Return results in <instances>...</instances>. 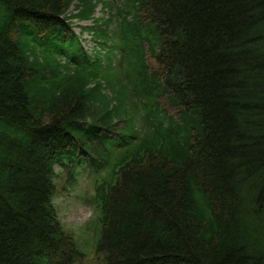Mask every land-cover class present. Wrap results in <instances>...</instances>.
<instances>
[{
    "label": "trees",
    "instance_id": "1",
    "mask_svg": "<svg viewBox=\"0 0 264 264\" xmlns=\"http://www.w3.org/2000/svg\"><path fill=\"white\" fill-rule=\"evenodd\" d=\"M84 170L102 264H264V0H0V264L81 261Z\"/></svg>",
    "mask_w": 264,
    "mask_h": 264
},
{
    "label": "rangeland",
    "instance_id": "2",
    "mask_svg": "<svg viewBox=\"0 0 264 264\" xmlns=\"http://www.w3.org/2000/svg\"><path fill=\"white\" fill-rule=\"evenodd\" d=\"M101 14L102 11L99 7L94 17L100 19ZM87 24L82 23L83 26H88ZM75 31L79 32L78 29ZM83 37L87 38L86 35H83ZM83 44L92 46V43L88 40ZM56 183L58 194L54 204L58 210L59 218L66 231L71 233L78 241L84 254L77 264H102L101 256L94 254V219L96 214L93 208L87 204V200L93 195L92 177L84 174L74 185L69 186L62 175L59 176Z\"/></svg>",
    "mask_w": 264,
    "mask_h": 264
}]
</instances>
